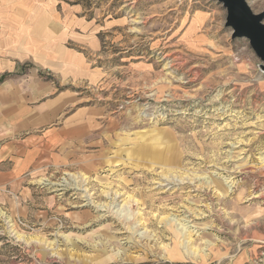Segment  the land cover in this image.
<instances>
[{"label": "rangeland", "instance_id": "1", "mask_svg": "<svg viewBox=\"0 0 264 264\" xmlns=\"http://www.w3.org/2000/svg\"><path fill=\"white\" fill-rule=\"evenodd\" d=\"M62 1L102 79L0 164V264H264V72L223 4Z\"/></svg>", "mask_w": 264, "mask_h": 264}, {"label": "crops", "instance_id": "2", "mask_svg": "<svg viewBox=\"0 0 264 264\" xmlns=\"http://www.w3.org/2000/svg\"><path fill=\"white\" fill-rule=\"evenodd\" d=\"M100 30L79 4L0 0L2 167L21 151H36L37 137L47 138L62 109L79 101V88L101 81ZM48 70L53 79L43 76Z\"/></svg>", "mask_w": 264, "mask_h": 264}, {"label": "water", "instance_id": "3", "mask_svg": "<svg viewBox=\"0 0 264 264\" xmlns=\"http://www.w3.org/2000/svg\"><path fill=\"white\" fill-rule=\"evenodd\" d=\"M227 11L225 26L231 28L233 38L245 37L262 60L264 72V11L255 12L249 0H218Z\"/></svg>", "mask_w": 264, "mask_h": 264}]
</instances>
